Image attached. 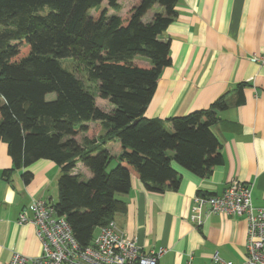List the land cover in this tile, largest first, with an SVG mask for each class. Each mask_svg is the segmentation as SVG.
Here are the masks:
<instances>
[{
    "label": "trees",
    "instance_id": "obj_1",
    "mask_svg": "<svg viewBox=\"0 0 264 264\" xmlns=\"http://www.w3.org/2000/svg\"><path fill=\"white\" fill-rule=\"evenodd\" d=\"M127 2L118 15L120 0H0V142L13 162L2 175L26 170L29 184L27 169L35 163L60 167L53 206L84 247L125 211L117 196L130 192L132 176L162 193L180 186L173 163L201 178L224 163L211 128L227 108L225 96L208 110L168 119V126L145 118L172 64L171 42L161 35L177 17L179 0ZM154 7L160 10L145 22ZM64 59L82 63L87 81L64 68ZM97 97L113 109L100 108ZM237 97L243 103L242 89ZM81 133L87 137L78 140ZM111 142L119 143L117 155L105 148ZM78 163L91 172L89 180L73 174Z\"/></svg>",
    "mask_w": 264,
    "mask_h": 264
},
{
    "label": "crops",
    "instance_id": "obj_2",
    "mask_svg": "<svg viewBox=\"0 0 264 264\" xmlns=\"http://www.w3.org/2000/svg\"><path fill=\"white\" fill-rule=\"evenodd\" d=\"M159 10L151 9L144 21H151ZM176 11L177 17L161 35V40L171 42L172 64L163 70L145 118L168 126V119L208 110L225 96L227 108L218 113L211 128L221 144L224 163L206 178L173 163L181 176L180 186L162 193L148 191L132 176L130 192L117 196L126 209L113 221L143 252L165 249L158 264H223L215 256L242 264L247 256L245 217L215 214L197 226L190 214L196 195L221 194L233 181L250 183L254 206L264 208V67L251 60L264 51V0H179ZM84 137L86 133L77 138ZM105 148L117 155L119 143ZM12 169L8 145L2 141L0 264H9L14 253L28 258L41 255L35 226L20 224L19 216L23 212L31 216L37 200L56 204L59 195L61 169L55 163L42 160L28 168L33 174L29 184L22 178L26 170L4 178L3 171ZM73 174L85 181L92 177L81 163Z\"/></svg>",
    "mask_w": 264,
    "mask_h": 264
},
{
    "label": "built area",
    "instance_id": "obj_3",
    "mask_svg": "<svg viewBox=\"0 0 264 264\" xmlns=\"http://www.w3.org/2000/svg\"><path fill=\"white\" fill-rule=\"evenodd\" d=\"M251 60L264 67V51L254 54ZM252 190L250 183L233 181L221 194H198L193 200L190 221L200 226L215 214L245 217L247 256L242 264H264V208L254 206ZM19 223L35 226L42 251L36 258L14 253L9 264H158L167 252L165 249L143 252L119 230L115 221L99 228L91 244L84 247L76 240L66 218L58 216L53 204L44 200L34 201L32 215L23 212ZM214 259L235 264L218 256Z\"/></svg>",
    "mask_w": 264,
    "mask_h": 264
},
{
    "label": "rangeland",
    "instance_id": "obj_4",
    "mask_svg": "<svg viewBox=\"0 0 264 264\" xmlns=\"http://www.w3.org/2000/svg\"><path fill=\"white\" fill-rule=\"evenodd\" d=\"M121 7L124 9H127V0H122V2H120ZM107 2L103 3V7H107ZM124 11H120L119 13H117L118 15L123 13ZM109 13H112V11L110 10ZM62 62V66L64 68H66L67 70L75 73L78 78L82 79L84 82L87 81V71L85 69V66L80 63L78 60L75 59H64L61 61ZM55 95L51 94L48 96V100L54 99ZM97 104L99 107H101L102 109L109 111V108L113 107L112 104L109 101L106 100H102L100 98L97 97ZM113 165H115V163L113 162ZM248 184V183H247Z\"/></svg>",
    "mask_w": 264,
    "mask_h": 264
}]
</instances>
